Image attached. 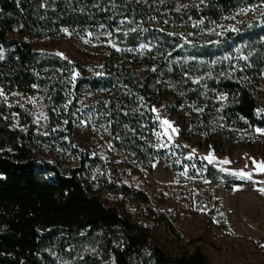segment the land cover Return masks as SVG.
Segmentation results:
<instances>
[{
	"label": "rangeland",
	"instance_id": "374dc122",
	"mask_svg": "<svg viewBox=\"0 0 264 264\" xmlns=\"http://www.w3.org/2000/svg\"><path fill=\"white\" fill-rule=\"evenodd\" d=\"M38 1L48 12L55 8L54 0ZM115 1L108 7L120 21L177 34L189 43H216L239 25L260 21L264 15V0L241 4L212 21L198 15L206 0ZM121 3L132 4L136 12H126ZM11 37L38 51L55 53L80 69L73 75L59 71L51 89L39 85L29 93L0 90L11 128L29 142L34 156L65 174L82 168L84 186L104 206L147 231L168 256L197 247L213 264H264V193L260 191L264 189L260 167L264 165V128L230 115L224 94L212 102L215 107L192 100L199 80L214 78L242 83L264 104V70L260 82L248 78V61L239 46L203 67L191 57L160 51L167 56L153 63L157 69L160 63L167 67L151 68L143 75L151 82V90L160 87L162 91L153 108L155 126L143 136L130 125L121 126L128 138L139 139V149L130 150L122 144L124 138L116 144L118 122L107 92L89 84L76 90L75 80L80 75L102 76L108 58L114 60L120 52L130 59L150 51L151 45L126 48L107 32L83 31L58 19L32 32L22 28ZM77 147L90 159L83 166ZM208 166L215 170L210 173ZM106 250L104 245L92 252L98 263L114 264ZM47 256L55 264H72L63 260L55 246L47 249Z\"/></svg>",
	"mask_w": 264,
	"mask_h": 264
},
{
	"label": "trees",
	"instance_id": "16d2710c",
	"mask_svg": "<svg viewBox=\"0 0 264 264\" xmlns=\"http://www.w3.org/2000/svg\"><path fill=\"white\" fill-rule=\"evenodd\" d=\"M261 1L206 0V4L198 8V15L212 21L230 14L241 4ZM113 2L54 0L55 8L48 12L38 0H0V90L29 93L39 85L51 89L59 71L71 75L80 71L78 65L55 53L38 51L11 37L22 28L32 32L57 19L76 24L83 31L107 32L126 48L152 46L145 54L130 59L127 53L118 52L114 60L104 61L102 76L80 75L75 80L76 90L81 84H89L107 92L118 122L114 130L116 144L124 138L122 144L126 149L138 150L139 139L128 138V132L122 131L121 126L130 125L142 136L155 126L153 108L162 91L160 87L151 90V82L143 79V75L151 68L159 71L167 67V63H160L162 67L157 69L153 63L167 56L164 52L191 57L198 61L197 66L203 67L206 61L239 46L248 61V78L262 80L264 15L260 21L239 25L216 43H189L177 34L142 29L133 21H120L108 7ZM120 6L126 12L137 10L130 3ZM199 81L192 92L193 101L215 107L212 102L218 100L219 94H224L230 115L264 128V104H259L242 83L214 78ZM61 102L59 99L58 103ZM7 116L8 110L0 97V150L3 152L0 154V264H41L43 261L51 264L54 262L47 256V249L54 246L64 261L100 264L92 250L104 245L114 264H213L197 247L191 252L183 250L177 256L166 255L161 246L150 240L147 231L137 229L116 209L104 206L99 197L84 186L80 179L82 168L65 174L57 166L34 156L29 142L11 128ZM77 150L83 166L90 159L78 147ZM207 168L210 173L215 170L212 166ZM122 190L128 194L126 187L122 186ZM112 241L115 244H111Z\"/></svg>",
	"mask_w": 264,
	"mask_h": 264
},
{
	"label": "snow or ice",
	"instance_id": "6c2138e0",
	"mask_svg": "<svg viewBox=\"0 0 264 264\" xmlns=\"http://www.w3.org/2000/svg\"><path fill=\"white\" fill-rule=\"evenodd\" d=\"M0 58H2V56H0ZM165 124H168V121L167 120H165V121H163ZM169 127H171V125H169ZM174 131H175V129H174ZM257 131H260L259 129H257ZM225 163H228V161H225ZM254 163H255V161H254ZM260 167L262 168V169H264V165H260ZM241 175H244L243 173H241ZM249 178H251L250 176H249ZM260 191L262 192V193H264V189H260Z\"/></svg>",
	"mask_w": 264,
	"mask_h": 264
}]
</instances>
